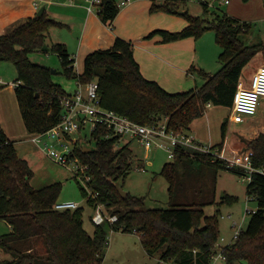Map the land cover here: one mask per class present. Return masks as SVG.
I'll return each mask as SVG.
<instances>
[{"label":"trees","instance_id":"1","mask_svg":"<svg viewBox=\"0 0 264 264\" xmlns=\"http://www.w3.org/2000/svg\"><path fill=\"white\" fill-rule=\"evenodd\" d=\"M183 0H164L150 7L152 13L163 11L182 15L187 25L178 31L156 29L145 38L161 36L162 42L188 37H201L214 31L221 51L219 70L210 74L202 69L198 74L205 82L196 88L169 92L156 81L147 79L135 59L133 43L116 37L113 46L97 49L84 58L83 70L75 68V58L63 43H52L50 51L58 54L63 72L82 83L97 80L104 107L129 117L140 124H151L167 118L174 131L189 130L193 121L203 117L208 104L231 108L243 69L258 54L264 58V42L247 44L241 37L249 24L227 15L210 18V8L203 2L204 16L188 10L180 13ZM248 1V0H244ZM120 11L116 0H101L98 15L104 23L112 22ZM63 24L35 14L0 34V60L12 62L17 71L15 92L25 126L29 133H40L55 126L61 117V98L69 94L53 80L52 69L34 63L29 54L42 50L48 31ZM195 70L191 68V71ZM228 119L221 124L222 140L213 149L222 150ZM106 128L92 131L95 149L78 148L77 154L88 164L92 176L89 184L97 199H87L90 205L105 204L110 214L118 215L116 223L95 225L93 234L84 227L83 209L59 211L54 208L62 191L57 181L35 188L34 172L21 157L15 143L0 123V219L11 231L0 235V255L7 257L0 264H102L109 245L108 233L123 230L140 235L149 255L162 251L158 264H209L214 245L221 233L218 211L206 215L204 207L216 203L217 172L236 171L215 153L179 147L174 159L166 162L160 174L169 183V208H146L144 197L127 193L122 197L116 188L130 169L133 150L120 144L119 136L107 137ZM254 151L252 164L257 171L248 182L247 192L257 203L256 210L237 242L227 248L226 264L246 261L264 264V132L250 140ZM75 178V177H74ZM86 194L83 187H81ZM226 200L235 197L225 195Z\"/></svg>","mask_w":264,"mask_h":264},{"label":"crops","instance_id":"2","mask_svg":"<svg viewBox=\"0 0 264 264\" xmlns=\"http://www.w3.org/2000/svg\"><path fill=\"white\" fill-rule=\"evenodd\" d=\"M116 1L120 6L118 15L112 22L104 23L97 12L88 10L87 0H0V34L34 16L42 6H45L47 17L63 24L60 27L51 29V32L48 33L47 45L50 46L52 43L65 44L71 56L75 58V64L80 58L84 63L85 56L94 50L110 48L113 46L116 37H121L133 43L134 56L142 74L147 79L158 82L161 87L169 92H179L199 87L205 82V79L198 74L200 69L210 74L218 69V56L221 49L215 40L214 31L207 30L199 38L188 37L167 43L162 42L159 35L145 38L148 33L156 29L181 30L187 25V21L179 19L178 15L163 11L154 13L150 11L153 2L161 3L164 0H131L125 5L120 4L123 0ZM194 1L196 0L191 2ZM248 2L243 6H247ZM225 13L234 18L242 19L236 16V10L234 9L227 8ZM54 29L55 31H53ZM262 63L263 56L260 53L254 61L252 60L245 66L240 79L246 85H250ZM191 68L195 70L191 71ZM76 70L79 73L82 72L83 66L81 70L77 68ZM15 86L16 83L13 82L10 91L5 87H1L0 123L7 136L14 141L18 154L25 158L31 166L32 158L28 156L29 154L25 150H22L21 145L27 144L32 149L35 148L34 153L36 151L37 154H40L39 150L43 155L44 153L32 140V133L27 131L17 100ZM263 100L264 98L261 99V102ZM214 106L209 105L206 114L193 121L188 130L199 142L211 145L221 142L217 141V135L212 132L211 127L214 122L212 117L214 114L211 108ZM256 115H259L258 120L256 122L251 121L252 124H250V120ZM254 116L246 119L251 126H247V131H244V134L242 133L243 136L250 133V138H255L260 132H264L262 128V125H264V106L257 109ZM233 123L235 122L228 121L224 150L226 143L231 144L233 150L241 149V147L236 148L233 145L232 136L229 140L230 127ZM25 137L27 138L24 139ZM237 141L242 142V139L239 137ZM38 148L39 150H37ZM34 161L33 168H36ZM33 179L34 175L31 183ZM51 183L53 182L41 186H34L33 183L32 185L35 188H41ZM9 228L10 232V225Z\"/></svg>","mask_w":264,"mask_h":264},{"label":"rangeland","instance_id":"3","mask_svg":"<svg viewBox=\"0 0 264 264\" xmlns=\"http://www.w3.org/2000/svg\"><path fill=\"white\" fill-rule=\"evenodd\" d=\"M191 1L183 0L182 3H180V10L184 11L188 9L189 12L194 15L204 16V0ZM213 2L215 3V7L209 9L211 13L208 16L210 18H215L217 15L224 14L227 8L234 9L236 10V16L242 18L239 20H246L243 22L249 24L248 32L243 33L241 36L244 41L247 44L264 42V0H250L249 2L244 0H231L229 4H224V2ZM246 2H248L246 4L247 6H243ZM196 7H198V9H196ZM178 17L184 21L186 20L185 17L180 14H178ZM51 29L52 28L49 29L48 33L51 32ZM53 31H55V29ZM29 57L34 63L50 67L53 70V80L60 84L67 92L73 93L78 88L77 80L67 76L63 72L61 60L56 52L50 50L33 51L29 54ZM255 59H253V61ZM82 62L83 60L81 58L78 59L75 68L81 70L83 66ZM261 66H264V58ZM220 67L221 63L219 62L218 69H216L215 72H217ZM16 78L17 71L13 63L6 60H0V81H2L0 82V90L1 87H5V89L10 91L11 85L15 82ZM261 106H264V100L263 102L260 100L258 109H260ZM211 110L214 114V116H212L214 119L211 126L212 132L217 135V141H221L222 136L220 126L226 119L230 122L231 108L226 106H214ZM258 117L259 115L252 117L250 124H252L251 121L256 122ZM248 124L247 121L243 123H233L230 127L231 134L229 140L232 136V141L234 142L233 145L236 148L241 147L238 151L244 152L250 149L249 142L253 138H250V133H247V136L242 135L244 131H247V126H251ZM262 128L264 129V125H262ZM90 131V127H87L83 129L80 134L78 133L74 135L78 136L80 139L79 147H81V142H85L92 148H95V141L90 142ZM86 134L88 136L87 138H85ZM239 137L242 139V142L237 141ZM120 144H128L130 149L133 150V156L130 160V169L128 170V173L120 178L118 184L127 193L137 197H144L146 208H169V183L167 179L160 174L163 165L166 162L171 161L168 157L167 151L162 149L146 150L136 138L132 137H124ZM21 146L22 150H25V152L29 154L28 156L32 158V168L33 161L35 160L34 165L36 168H33V185L41 186L48 182H62V191L59 201H73L78 203L79 208L83 209L84 227L90 234H93L95 229V224L91 220L93 208L87 201V194H84V191L81 189L85 184L80 177L78 179L74 178L71 170L54 162L52 159L45 157L40 152L39 148L37 150H39L40 154H37L36 151L34 153L35 148L32 149V147H29L27 144H22ZM225 151L229 156L233 155L234 150L231 148V144L226 143ZM244 178V175H241L236 171L220 169L217 172L216 203L204 207L205 214L208 216L214 215L218 211L220 212L219 223L221 233L219 239L225 238L227 242L231 241L236 231V228L233 227V221L241 223L242 228L245 229L250 219L248 211L256 210L257 207L256 201L252 199V196H249L247 192L249 181ZM226 194L235 197V200H226ZM9 230L8 223L5 220L0 219V235L8 233ZM108 240L109 245L102 264H158L160 255L164 250L163 248L156 254L149 255L142 246L139 234L125 232L123 230L109 231ZM4 257L7 256L1 254L0 260L4 259ZM236 264L248 263L243 261Z\"/></svg>","mask_w":264,"mask_h":264},{"label":"built area","instance_id":"4","mask_svg":"<svg viewBox=\"0 0 264 264\" xmlns=\"http://www.w3.org/2000/svg\"><path fill=\"white\" fill-rule=\"evenodd\" d=\"M130 1L123 0L120 4L125 5ZM213 1L224 2V4L230 3V0ZM213 1L204 2L209 8H213L215 7ZM87 2L88 10L98 13L101 0H87ZM77 84L78 88L73 93L69 92L61 98L60 121L47 131L32 133L31 138L41 148L44 155L71 170L75 178L80 177L85 184H83V188L87 194V199H97L98 192H93L89 184L92 178L88 173L89 166L77 154L76 150L79 147L80 139L78 136H74L80 134L87 127H90L91 130L90 142L96 141L92 131L102 127L109 131L107 137L119 136L120 142L124 137L136 138L146 150L162 149L167 151L170 159L175 158L176 150L179 147L215 153L219 158L224 159L230 167L241 168L244 171V179L247 181H251L252 174L257 171L252 164L254 151L251 148L244 152L234 150L233 155L229 156L225 153L224 147L220 151L213 149V145L199 142L188 130L174 131L169 129L167 118L151 124L137 123L129 117L102 105L97 80H92L89 83H82L77 80ZM262 98H264V66L256 71L250 85H246L241 79L239 80L231 107L230 122L243 123L246 119L254 116ZM209 105L211 104L209 103ZM87 137L86 134L85 138ZM80 146L79 148H82V142ZM259 171L264 173V170ZM91 206L93 208L91 220L95 225L117 222L118 215L110 214L105 204L96 202ZM54 208L59 211L75 210L79 208V205L73 201H58ZM251 211L253 210L248 211V214ZM233 227L236 228V231L231 241L227 242L225 238H220L214 245L209 264H226L225 251L237 242L243 230L242 224L235 221H233ZM134 233L137 231L134 230ZM162 263L176 264L165 261Z\"/></svg>","mask_w":264,"mask_h":264},{"label":"water","instance_id":"5","mask_svg":"<svg viewBox=\"0 0 264 264\" xmlns=\"http://www.w3.org/2000/svg\"><path fill=\"white\" fill-rule=\"evenodd\" d=\"M45 6H42L39 11L37 12V15L41 16L44 14L45 12ZM180 13H184V11H179ZM42 50L44 51H48L50 50V47L47 46V44H45L42 48ZM53 71V70H52ZM82 149L83 151L85 152H90V151H93L95 148H92L91 146H89L88 143H85V142H82ZM116 188L117 190L119 191V193L121 194L122 197H125V195L127 194V192L125 190H123V188L117 183L116 184Z\"/></svg>","mask_w":264,"mask_h":264}]
</instances>
